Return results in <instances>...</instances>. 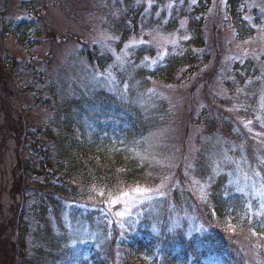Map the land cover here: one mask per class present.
<instances>
[{
	"label": "trees",
	"instance_id": "trees-1",
	"mask_svg": "<svg viewBox=\"0 0 264 264\" xmlns=\"http://www.w3.org/2000/svg\"><path fill=\"white\" fill-rule=\"evenodd\" d=\"M133 1L122 0V4L107 8H85L93 12L104 11L106 16L109 15L110 21L102 27L108 30L105 31L109 35L118 38L113 44L117 52L131 34L136 35L141 24L148 28L152 24H159L152 18L143 24L141 8L135 6ZM189 5L185 15H178V18L187 19L191 33V38L184 45V53L167 57L147 73L142 67L138 68L136 76L130 79L132 93L127 98L102 90L64 96L56 89L64 80L68 84L71 81L64 78L57 83V77L50 75V86L46 88L43 85L46 77L41 73L43 79L39 78L38 83L43 86L37 90L26 88L27 92L32 89L31 99H26L24 104L18 103V111L11 113L4 105L0 107L3 120L0 128L4 130V135L12 137L15 142L16 168L19 171L14 176L11 193L12 199L19 200L15 210L12 209V220L9 222L12 234L3 235V231H0V258L4 257L0 264H89L82 256L87 244L77 239L83 240V236L89 233L88 229L94 230L98 239L110 233L106 241L100 244L97 239L88 240L94 250L91 257L93 264H144L141 262L143 259L135 260L132 257L134 247L138 255L144 254L150 258L147 264H264V207L260 209L255 202L249 204L242 195L232 193L227 187V178L222 175L210 178L207 200H201L197 195V199L190 196L191 200L185 202L187 211L194 212L201 224L200 232L194 235L187 236L185 230L166 233L165 227H162L160 234L153 236L149 232L148 222L144 220L129 234L119 238L116 229L108 232V224H100L99 221L100 218L108 220L101 210H106L113 199L148 187L146 185L150 183L147 166L138 155L142 140L160 126L159 115L163 106L150 113L152 116L145 115L147 111L137 104V88L140 92L147 91L151 82L160 90L178 88L206 64L203 17L210 0ZM244 7L245 0H226L228 19L224 15V23L232 26L239 41L251 38L254 32L253 27L243 19ZM176 23V19L173 20L165 31L174 30ZM22 27L19 23L15 27L19 31L20 41L27 30ZM226 27L223 26V30ZM8 34L7 27L1 23L0 51L4 56L0 58L1 82L10 79V66L6 53L2 52V38ZM81 46V57L96 71L104 73L111 64L109 54H101L95 45L81 43ZM199 54L203 56L202 60ZM153 55L154 51L149 47L139 46L131 58L129 70L140 67L146 56ZM249 71L250 67L247 66L246 77ZM235 77L241 84L239 72ZM3 85L6 92V83ZM228 90L231 96L233 82L228 85ZM19 93L16 90L12 96ZM235 96L229 97L232 99L226 102L225 107L238 99ZM218 115V120L215 117L212 120L203 119V133L210 138L222 136L225 142L235 141L240 149L243 146L244 155L255 166L257 154L253 149L258 147L253 142L259 141L261 144L262 141L264 148V128L260 129L255 120V109H237L230 113L220 110ZM246 121H251L252 132L259 131L262 137L255 141L246 134L248 142L245 145L233 134V129H242ZM240 149L234 157L241 158ZM197 164L200 168L199 178L207 179L202 160ZM261 176L264 177V171ZM157 185L153 184L154 187ZM184 194L188 195L186 191L181 193L183 198ZM246 210L250 213L247 219ZM64 212L68 213L67 220H62ZM50 216L55 221V229ZM164 221H167L166 217ZM253 231L257 233L256 236L251 234ZM29 238H32L30 242ZM116 248L122 255L117 263Z\"/></svg>",
	"mask_w": 264,
	"mask_h": 264
},
{
	"label": "rangeland",
	"instance_id": "rangeland-1",
	"mask_svg": "<svg viewBox=\"0 0 264 264\" xmlns=\"http://www.w3.org/2000/svg\"><path fill=\"white\" fill-rule=\"evenodd\" d=\"M199 1L205 2L134 0V5L141 8L143 24L150 18L159 21V24H152L150 28L141 24L136 35L131 34L117 52L113 44L118 38L109 35L108 30L102 27L110 21L109 15L106 16L104 11L93 12L85 8L113 7L118 3L122 4V0H0V27L2 22L9 33L2 38V52L6 53L10 66V79L0 81V107L4 105L11 113L18 111V103L24 104L26 99H31L32 89H40L43 85L46 88L50 86V75L57 77V83L64 78L71 81L68 84L64 80L56 89L64 96L102 90L127 98L132 93L129 88L130 79L136 76L138 68L142 67L147 73L167 57L184 53V45L191 38V33L187 19L178 18V15H185L189 4ZM261 5H264V0H245L243 19L253 27L254 32L251 38L239 41L232 26L224 23V15L228 19L225 13L226 0H210V6L203 17L204 55L207 57L203 68L195 75H187L188 78L178 88L167 87L160 90L152 82L147 91L140 92L137 88V104L147 111L145 115H150L163 106L159 115L160 126L142 140L138 155L147 166L150 183L146 185L148 187L113 199L106 210H101L108 216V220L100 218L99 221L100 224H108V232L116 229L118 237L123 238L136 225L146 220L153 236L159 235L162 227H165L166 233L174 230H185L187 236L199 233L201 224L194 212L187 211L185 202L191 200L190 196L197 199V195L201 200H207L210 178L220 175L227 178V187L232 193L242 195L249 204L255 202L262 209L264 191L260 190L261 180L257 179L254 188L251 177L245 179L248 164L245 162L237 167L225 166L223 163L225 153L229 159L239 161L240 158L234 155L240 147L235 141L225 142L222 136H206L202 127L203 119L212 120L215 117L218 120L220 110L230 113L237 109L254 108L255 120L258 121L260 129L264 128V8ZM153 8L155 9L151 13ZM175 19L177 23L174 30L165 31ZM18 23L27 28L21 41L19 31L15 29ZM223 26L227 27L223 30ZM109 36L113 38L107 39ZM81 43L95 45L101 54H109L111 64L104 73H111L114 84L97 83L93 79L94 74L99 75L100 72L81 57ZM139 46L149 47L154 55L146 56L140 67H131L129 70L131 58ZM199 55L202 60L203 56ZM0 58H4L1 51ZM247 66L250 71L246 77ZM236 72L241 75V84L235 77ZM41 73L46 77L43 85L38 83L39 78L43 79ZM4 82L8 94L5 92ZM232 82L234 91L230 96L228 85ZM29 87L32 89L27 92L25 89ZM16 90L20 93L13 97L12 93ZM234 95L238 99L225 107L226 102L232 99L229 97ZM2 122L0 115V125ZM244 123L242 129H233V134L240 138L241 143L247 144L246 134L255 141L262 137L261 132H252V124L248 121ZM253 143L262 148V141L261 144L259 141ZM16 154L17 147L13 138L4 135V130L0 128V231H3V235L12 234V225L9 222L12 220V209L19 201L11 196L14 176L19 173L16 168ZM241 155L244 153L240 149ZM201 160L207 171V179H200L198 176L200 168L197 163ZM156 183L158 185L154 187L153 184ZM161 185L164 187H160ZM146 189L150 191L145 192ZM185 191L188 195L184 194L183 198L181 193ZM117 212L121 215L118 216ZM67 215L64 212L62 220H67ZM165 217L167 221H164ZM50 220L55 229L52 216ZM64 223L69 227L65 221ZM67 230L70 231L69 228ZM88 231V234L82 235L83 243L87 244L82 250V256L86 262L93 264L91 257L94 250L92 251L88 240L97 239L100 244L106 241L110 233L105 238L99 234L101 238L98 239L94 230ZM31 240L32 238L28 239L29 242ZM131 255L135 260L141 258L144 263L150 262V258L144 254H137L136 247L132 248ZM121 256L116 248L115 263L119 262ZM3 258H0V263Z\"/></svg>",
	"mask_w": 264,
	"mask_h": 264
},
{
	"label": "snow or ice",
	"instance_id": "snow-or-ice-1",
	"mask_svg": "<svg viewBox=\"0 0 264 264\" xmlns=\"http://www.w3.org/2000/svg\"><path fill=\"white\" fill-rule=\"evenodd\" d=\"M262 8H264V5H261ZM113 37L109 36L107 37V39H112ZM119 60V57L117 58ZM93 79H95L97 81V83H108V84H114V80L111 78V73L108 72L107 75H105V73H100L99 75L94 74ZM262 96H264V90H262ZM249 124H251V121H248ZM231 151V149L229 150ZM244 149L243 146H241V152L243 153ZM253 152L256 153V165L253 166L252 160L245 156V155H241V158L239 161H237L236 159H229L227 153L224 154L223 156V163L225 166H230V165H237V167H239L240 164L242 163H247L248 164V168L245 171V179H248L249 176L251 177L252 181H253V187H256V181L258 178H260L261 183H260V190L264 191V177L261 176V172L264 171V148H256L253 149ZM160 187H164V185H161ZM210 187V185H209ZM159 189H157L158 191ZM139 191V190H138ZM150 191L148 189L145 190V192ZM237 191H239V189H237ZM143 194V193H141ZM161 195H163V193H161ZM262 207H264V204L261 205ZM235 211V210H233ZM117 215H121V213L117 212ZM229 215H231V213H229ZM250 215L249 212H245V218L247 219L248 216ZM253 236H256L257 233L255 231H253L251 233ZM77 239L80 242H83V240L79 237H77Z\"/></svg>",
	"mask_w": 264,
	"mask_h": 264
}]
</instances>
